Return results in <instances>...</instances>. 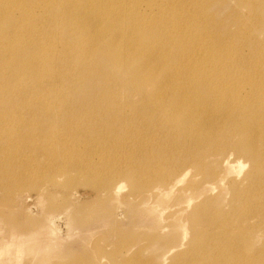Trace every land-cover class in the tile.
Returning a JSON list of instances; mask_svg holds the SVG:
<instances>
[{
    "label": "rangeland",
    "instance_id": "374dc122",
    "mask_svg": "<svg viewBox=\"0 0 264 264\" xmlns=\"http://www.w3.org/2000/svg\"><path fill=\"white\" fill-rule=\"evenodd\" d=\"M11 5L16 27L54 33L51 54L66 74L55 92L0 62V87H8L0 88V264H264L262 104H233L231 92L225 108L204 114L196 106L178 118L183 112L172 114L168 94L155 88L160 75L130 85L127 63L103 62L109 33L100 29L150 15L189 31L204 24L222 38L229 32L220 57L258 85L248 75L264 76V0ZM75 27L98 36L94 47ZM78 59H87L83 76L67 70Z\"/></svg>",
    "mask_w": 264,
    "mask_h": 264
},
{
    "label": "bare ground",
    "instance_id": "6f19581e",
    "mask_svg": "<svg viewBox=\"0 0 264 264\" xmlns=\"http://www.w3.org/2000/svg\"><path fill=\"white\" fill-rule=\"evenodd\" d=\"M11 1L0 0V25H4L7 32L5 36H0V62H3L4 66L7 64L6 67L15 63L19 69L30 71V74L35 75L33 83L36 86L39 85L46 90L58 91L62 86L58 79L64 77L66 73L60 65L61 61L51 54L54 53L51 51L54 46V33L48 35L49 27H16L13 23L17 22L20 25V21L12 20ZM97 4L99 3L97 2ZM252 6L257 7L254 4ZM4 17L7 18V21ZM1 19H3L2 23ZM171 21L153 20L150 15H147V17L144 16L139 20V25L138 21L136 22V19L133 18L126 27H100L102 31L107 30L109 33L108 41L101 45V49H105L107 58L103 62H109V65L114 67L121 66V69L127 63L125 71L130 79V85H138L153 76L160 75L155 83V88L168 94L171 100L172 114L183 112V114L175 115L178 118L184 116L191 118L192 110L196 106L204 114L209 113L211 108L215 110L225 108L232 104L231 100L225 98L231 92H236L231 97L234 99L233 104L239 102V99L244 103L256 101L258 104H262L260 111L264 110V76L260 73L254 76L248 75L258 85L245 84L244 80L247 77L242 75L243 70L239 72L238 68L230 66L226 62V60L229 61L228 57H225L224 60L220 57L223 51L222 45H229L227 39L231 38L232 34L230 35L228 32L223 38L220 35L216 36L204 24L202 27H196L189 31L184 28L186 26H177ZM60 23L56 24L59 25ZM120 23H123L122 20ZM62 28L64 27H54L58 34ZM75 30L78 32L84 30L82 36H76L77 39L85 40L90 43L89 47H94L98 36L90 35L85 27H75ZM62 34L66 35L64 31ZM217 41L219 46H214ZM74 47L77 50L81 49L77 45ZM82 52L75 54L78 56L88 54ZM24 55L26 58L23 57ZM97 56L102 55L98 54ZM78 60L80 61L79 67L68 64L71 68L67 70L76 69L77 75L83 76L81 69L84 68V64L82 61L87 59ZM142 76L147 78L139 81L138 79ZM72 77H76V75H72ZM45 79L54 80L46 83L44 82ZM244 85L252 87H245ZM0 88L2 92H7L8 87ZM18 88L16 86L13 92L22 91V87ZM41 104L42 101L37 103L38 106ZM139 106L141 110H147L143 103ZM158 107H160L158 104L154 106V108ZM149 114L151 115L152 112L150 111ZM218 122L217 119L210 120V123ZM247 128L248 132L254 129L249 128V126ZM247 144L251 149L250 151L253 152L255 150L254 140L248 138ZM121 187V182L115 184L116 189Z\"/></svg>",
    "mask_w": 264,
    "mask_h": 264
}]
</instances>
